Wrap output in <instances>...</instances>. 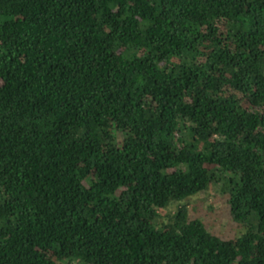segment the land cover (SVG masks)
I'll list each match as a JSON object with an SVG mask.
<instances>
[{
	"label": "trees",
	"instance_id": "trees-1",
	"mask_svg": "<svg viewBox=\"0 0 264 264\" xmlns=\"http://www.w3.org/2000/svg\"><path fill=\"white\" fill-rule=\"evenodd\" d=\"M0 264H264V0H0Z\"/></svg>",
	"mask_w": 264,
	"mask_h": 264
},
{
	"label": "rangeland",
	"instance_id": "rangeland-1",
	"mask_svg": "<svg viewBox=\"0 0 264 264\" xmlns=\"http://www.w3.org/2000/svg\"><path fill=\"white\" fill-rule=\"evenodd\" d=\"M188 215L198 217L205 227L213 234L222 238H231L241 229V226L232 221L227 213V205L224 196L209 186L204 191L196 192L185 197ZM174 205L168 208H159L158 214L161 221H166L168 215L174 211Z\"/></svg>",
	"mask_w": 264,
	"mask_h": 264
}]
</instances>
